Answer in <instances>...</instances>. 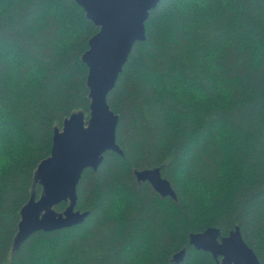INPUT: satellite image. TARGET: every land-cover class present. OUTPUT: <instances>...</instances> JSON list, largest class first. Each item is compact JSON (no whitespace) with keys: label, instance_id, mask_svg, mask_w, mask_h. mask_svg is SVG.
<instances>
[{"label":"trees","instance_id":"obj_1","mask_svg":"<svg viewBox=\"0 0 264 264\" xmlns=\"http://www.w3.org/2000/svg\"><path fill=\"white\" fill-rule=\"evenodd\" d=\"M108 95L117 142L84 171V222L15 247L56 128L90 116L82 56L99 27L76 0H0V264H217L189 243L240 226L264 264V0H161ZM159 166L177 199L136 169ZM68 203L55 208L62 212Z\"/></svg>","mask_w":264,"mask_h":264},{"label":"water","instance_id":"obj_2","mask_svg":"<svg viewBox=\"0 0 264 264\" xmlns=\"http://www.w3.org/2000/svg\"><path fill=\"white\" fill-rule=\"evenodd\" d=\"M76 1L99 27L82 56L88 66L90 116L87 119L84 111L73 112L65 118L62 129H55L51 154L36 170L43 192L39 197L33 193L22 207L15 247L36 231L69 228L84 222L89 215L90 211L76 208L77 187L84 171L88 168L97 171L106 151L124 154L116 137L119 114L110 107L108 95L115 88L135 44L147 39L146 21L150 11L161 2ZM134 173L139 181H148L161 197L177 199L176 190L163 176L161 167L136 169ZM62 202L68 205L60 212L55 207ZM189 243L197 250L211 253L217 264H261L239 225L228 235H222L217 226L191 232ZM186 254L187 248L183 247L173 254L172 261L179 264Z\"/></svg>","mask_w":264,"mask_h":264}]
</instances>
